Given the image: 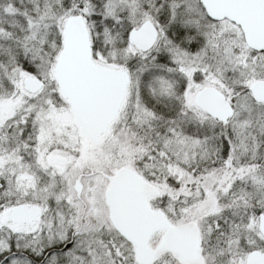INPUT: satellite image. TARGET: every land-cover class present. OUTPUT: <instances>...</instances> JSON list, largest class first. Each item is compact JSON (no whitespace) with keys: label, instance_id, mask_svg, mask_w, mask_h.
I'll return each instance as SVG.
<instances>
[{"label":"snow or ice","instance_id":"obj_1","mask_svg":"<svg viewBox=\"0 0 264 264\" xmlns=\"http://www.w3.org/2000/svg\"><path fill=\"white\" fill-rule=\"evenodd\" d=\"M0 264H264V0H0Z\"/></svg>","mask_w":264,"mask_h":264}]
</instances>
